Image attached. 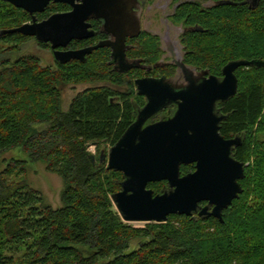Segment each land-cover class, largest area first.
<instances>
[{
    "label": "trees",
    "instance_id": "obj_1",
    "mask_svg": "<svg viewBox=\"0 0 264 264\" xmlns=\"http://www.w3.org/2000/svg\"><path fill=\"white\" fill-rule=\"evenodd\" d=\"M230 1L235 4L210 8L185 3L173 19L202 29L181 36L185 62L218 77L229 62L264 60V0L255 9L246 0ZM65 10L52 4L38 18ZM30 20L27 11L0 0V44L10 46L0 51V264H264V68L240 67L236 95L218 104L227 116L220 132L242 139L233 156L247 164L243 192L224 210V221L171 215L165 223L136 227L123 221L112 201L123 174L101 163L102 148L114 146L135 119L133 82L129 94L90 88L74 97L68 110L62 108L67 85L121 84L132 76L111 72L108 48L84 62L55 61V66H43L35 55L11 60L8 54L35 38L1 33ZM136 41V56L149 64L161 58L157 36L142 33ZM9 151L27 159L2 160ZM29 162L45 164L62 179L61 207L53 208L29 186ZM194 170L181 167L183 175ZM166 186L149 184L155 194Z\"/></svg>",
    "mask_w": 264,
    "mask_h": 264
},
{
    "label": "water",
    "instance_id": "obj_2",
    "mask_svg": "<svg viewBox=\"0 0 264 264\" xmlns=\"http://www.w3.org/2000/svg\"><path fill=\"white\" fill-rule=\"evenodd\" d=\"M1 1L33 17L32 23L3 30L1 34L17 33L51 44L55 59L62 64L73 60L84 62L95 50L111 47L114 62L121 64L120 73L133 68L126 60V41L128 36L138 35L130 30L138 32L139 25L127 16L122 0ZM251 1L255 9L259 0ZM51 3L69 4L73 10L38 21L36 15L44 13ZM234 4L230 0L220 2V5ZM91 18L104 19L106 31L115 41L61 51L73 40L95 36L87 23ZM192 31L202 29L196 27ZM176 65L185 78L186 87L178 90V82L165 78L137 80L138 94L147 98V104L108 153L101 152V163L106 162L107 169L123 174L121 189L112 195V201L127 223H165L171 215L212 216L223 222L224 210L243 192L240 180L245 177L246 164L233 156V150L242 145V139H226L221 135V123L227 116L219 115L217 109L219 103L228 102L236 95L239 87L236 71L240 67L264 68V60L229 62L222 70L221 80L214 75L206 77L208 71L199 72L183 62ZM171 104L177 105L172 117L146 125ZM91 146L96 147L97 143ZM91 158L95 161L93 154ZM183 165H194L195 170L183 175ZM162 181L167 182V186L163 192L155 194L149 184Z\"/></svg>",
    "mask_w": 264,
    "mask_h": 264
},
{
    "label": "flooded vegetation",
    "instance_id": "obj_3",
    "mask_svg": "<svg viewBox=\"0 0 264 264\" xmlns=\"http://www.w3.org/2000/svg\"><path fill=\"white\" fill-rule=\"evenodd\" d=\"M122 1L124 2V6H125V7L123 6V8L128 12L127 16L131 19H135V21L139 25V30H138V32H135V30H130V33H133V34L137 33L138 35L136 34L137 36H134V37L128 36L127 41H126V60H127L128 64L133 65V68L130 69L129 71L125 72V74H130L132 76V77H130V78H132V81H131V79H127L128 82L125 83L127 86V89H115V90L122 92L124 94H129V93H131V92H129V90H130L129 82L130 83L133 82L134 91H135L136 95L134 97L132 96L130 99H131V102L133 104V110H134V114H135L134 121H135L140 110H142L145 107V105L147 104V98L145 96L138 94V89L136 86L137 80L145 79V78H153V79L165 78V79L172 80L173 82H175V81L178 82V86L180 87L178 90H182L184 87H186L187 84L184 80L185 79L184 76L180 72V69L176 65L177 62H183L186 66L191 67L193 69H197V71H199V72L200 71H208V75L206 77L212 75L209 72V70H199L198 68L190 66L185 62V60H186L185 56H186L187 52L185 51V49H186L185 46L183 47V45L181 44V41H182L181 36L188 33L189 31L192 32V29L195 27H187V25H185L183 23L176 24L173 19H175V15L177 14V11L182 4L190 3V2H193V3L199 2L202 4L203 7L210 8L213 5H215L216 3L220 4V2L224 1V0H215V1L214 0H169V2L166 1V6H167L166 10L170 9V5H171V12L167 13L168 14L167 21L170 22L171 25L175 29H178L179 31H181V33H180V44L181 45L180 46L183 48L182 49L183 55L181 58L176 52H174L175 49L167 37L162 40L160 35L152 33L151 31L144 28V22L143 21L145 18L144 17L145 13L149 12V10L152 9L151 6L154 7L155 5H157L156 3L159 0H152V1L151 0H131L133 2H129V0H122ZM245 2L249 3L250 5L252 3L251 0H246ZM52 4L53 5L63 4L66 6V10L62 11V12L61 11L55 12V13L51 14L50 16H52L54 14L68 13V12H71L73 10V7L69 4L51 3L49 6H51ZM128 5L130 6V9H128ZM29 15H30V13H29ZM36 16H37L38 21H42V20H39L38 14ZM50 16H48L45 19H48ZM32 18L33 17L31 16V20L26 22V23H32V21H33ZM45 19H43V20H45ZM26 23H24V24H26ZM87 23L91 25L90 30L94 31L95 36L93 38H90V39L73 40L68 45L67 48H61L60 49L61 51L80 50V49H84L87 47L97 45L101 41H107V40L115 41V37L106 31V28H105L106 22L104 19L91 18L87 21ZM142 33H148L150 35L157 36L160 40V44H159L158 48H159V51L161 52V58L158 61H156L155 63L149 64L146 62V60L144 58L136 56V53L139 50V47H138L136 40L142 35ZM73 42H79L80 47L72 48L71 44H73ZM47 45L49 46L48 50L51 52L54 63H55V61H57L55 59V56H54L55 51L51 48V44H47ZM104 48H108L110 51L109 65L112 69L111 72H113V71L119 72V69H121V64L117 61L114 62V59L112 58V54H113L112 48L111 47H104ZM168 53H170L172 56H171V58L165 60L164 56ZM158 70H161V71H158ZM122 74H124V73H122ZM216 77L220 80L223 79V76L222 77L216 76ZM103 86H108V85L104 84ZM136 96L138 99H135ZM118 98H120V97L118 96ZM176 111H177V105L176 104L168 105L162 111L157 113L152 119H150L146 123V125L158 122L160 120H166V119L172 117ZM217 111H218L219 115L226 116V114L223 113L220 108H218ZM222 123H221V125H222ZM220 131H221V128H220ZM166 184H167V182H166ZM205 204L206 203H204V204L202 203V205H205Z\"/></svg>",
    "mask_w": 264,
    "mask_h": 264
},
{
    "label": "rangeland",
    "instance_id": "obj_4",
    "mask_svg": "<svg viewBox=\"0 0 264 264\" xmlns=\"http://www.w3.org/2000/svg\"><path fill=\"white\" fill-rule=\"evenodd\" d=\"M166 1L169 2V0H159L154 7L151 6L152 9L149 10V12L145 13L144 18V28L151 31L152 33L160 35L162 40L164 38H168L170 42L172 43V46L174 47L175 51L180 58L183 55V48L180 46L181 44L183 47L185 46L184 42L181 41L180 44V33L178 29H175L170 22L167 21V13L171 12V5L170 9L166 10ZM41 43L38 42L36 39H29L24 44L20 46L19 52H12L8 54V57L11 60L16 59L17 57L21 55H35L39 57L41 60V64L43 66H55L53 57L51 52L48 49L43 48ZM10 46L8 45H2L0 44V51L8 49ZM177 48V49H176ZM186 51V49H185ZM171 54H166L165 60L171 58ZM178 58V57H177ZM247 82L250 80L249 78L245 77L243 78ZM103 83H96V84H79V85H67L63 87L62 90V108L63 110H68L72 100L74 97H76L81 92L90 89V88H96L103 86ZM106 85L113 89H127V86L124 83L117 84V82H107ZM246 86V85H245ZM247 87V86H246ZM112 146L107 144L105 146L106 149L102 148V150H105L106 153H108L109 149ZM90 152L93 155L98 156L97 148L95 146H90ZM27 159V157L19 153L18 151H9L6 154L3 155V159ZM252 161V160H251ZM7 163L2 164L1 168H4ZM247 165V164H246ZM26 180L29 183V186L32 189L38 190L42 193V195L45 197V201L51 205L53 208H59L61 207V192L63 191L64 185L62 182V179L53 173H50L46 169V165L43 163H34L29 162L28 169L26 171ZM133 226L136 227H144L147 223L145 222H135L130 223Z\"/></svg>",
    "mask_w": 264,
    "mask_h": 264
}]
</instances>
